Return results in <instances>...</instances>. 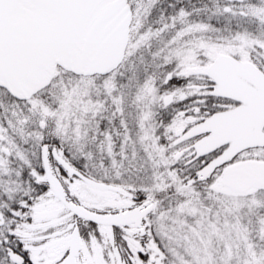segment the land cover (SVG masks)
Instances as JSON below:
<instances>
[{
    "label": "snow or ice",
    "instance_id": "obj_1",
    "mask_svg": "<svg viewBox=\"0 0 264 264\" xmlns=\"http://www.w3.org/2000/svg\"><path fill=\"white\" fill-rule=\"evenodd\" d=\"M0 264H264V0H0Z\"/></svg>",
    "mask_w": 264,
    "mask_h": 264
}]
</instances>
